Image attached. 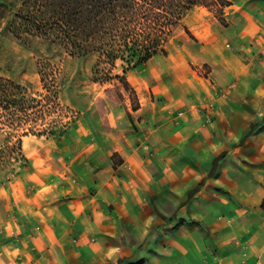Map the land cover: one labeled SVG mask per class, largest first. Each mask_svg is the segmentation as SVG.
I'll return each mask as SVG.
<instances>
[{"label": "crops", "instance_id": "obj_1", "mask_svg": "<svg viewBox=\"0 0 264 264\" xmlns=\"http://www.w3.org/2000/svg\"><path fill=\"white\" fill-rule=\"evenodd\" d=\"M230 2L201 92L128 147L85 125L66 195L0 221V264H264V0Z\"/></svg>", "mask_w": 264, "mask_h": 264}, {"label": "rangeland", "instance_id": "obj_2", "mask_svg": "<svg viewBox=\"0 0 264 264\" xmlns=\"http://www.w3.org/2000/svg\"><path fill=\"white\" fill-rule=\"evenodd\" d=\"M9 1L22 2L0 0V76L30 86L42 103L16 117L12 143L18 159L0 162L1 222L66 195L78 172L76 161L91 143L85 125L102 122L115 139L111 146L128 147L144 116L167 103L186 106L211 72L200 58L206 44L225 40L232 24L230 0H205L173 26L156 55L125 72L120 59L109 64L97 52L70 56L56 45H26L10 33Z\"/></svg>", "mask_w": 264, "mask_h": 264}, {"label": "trees", "instance_id": "obj_3", "mask_svg": "<svg viewBox=\"0 0 264 264\" xmlns=\"http://www.w3.org/2000/svg\"><path fill=\"white\" fill-rule=\"evenodd\" d=\"M197 4L206 5V2L22 0L17 6L9 1L10 33L28 46L44 42L60 47L70 56L97 52L100 60L113 65L120 59L127 72L140 67L167 45L173 26ZM41 72L43 77L48 74ZM46 88L54 93V87L46 85ZM33 94L30 86L0 76V135L6 134L4 139L0 138V162L18 159L17 145L12 143L15 119L28 116L29 109L42 103Z\"/></svg>", "mask_w": 264, "mask_h": 264}, {"label": "built area", "instance_id": "obj_4", "mask_svg": "<svg viewBox=\"0 0 264 264\" xmlns=\"http://www.w3.org/2000/svg\"><path fill=\"white\" fill-rule=\"evenodd\" d=\"M182 113H183L182 111H179V113H178V114H179V115H181Z\"/></svg>", "mask_w": 264, "mask_h": 264}]
</instances>
